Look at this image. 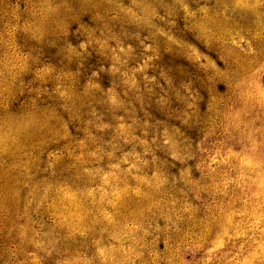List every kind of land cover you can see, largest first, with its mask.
Listing matches in <instances>:
<instances>
[{
    "label": "clouds",
    "instance_id": "clouds-1",
    "mask_svg": "<svg viewBox=\"0 0 264 264\" xmlns=\"http://www.w3.org/2000/svg\"><path fill=\"white\" fill-rule=\"evenodd\" d=\"M0 264H264V0H0Z\"/></svg>",
    "mask_w": 264,
    "mask_h": 264
}]
</instances>
